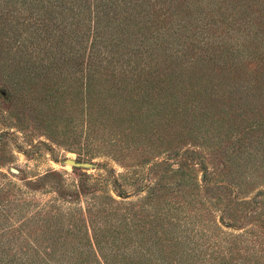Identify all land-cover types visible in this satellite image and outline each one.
<instances>
[{
    "label": "rangeland",
    "instance_id": "374dc122",
    "mask_svg": "<svg viewBox=\"0 0 264 264\" xmlns=\"http://www.w3.org/2000/svg\"><path fill=\"white\" fill-rule=\"evenodd\" d=\"M248 8L264 0H0V240L60 199L54 181L136 211L159 183L154 205L192 223V264H223V238L236 242L228 264H254L264 114L244 102L259 74Z\"/></svg>",
    "mask_w": 264,
    "mask_h": 264
},
{
    "label": "trees",
    "instance_id": "16d2710c",
    "mask_svg": "<svg viewBox=\"0 0 264 264\" xmlns=\"http://www.w3.org/2000/svg\"><path fill=\"white\" fill-rule=\"evenodd\" d=\"M254 11L248 8L244 12L252 18L251 21L253 20L252 24H249L251 30H258L255 39L252 41L245 39L244 48L249 54L247 57L257 59L255 64L259 73L256 80L258 87L255 95L243 94L246 104H252L250 99L253 96L256 98L255 103L261 107L256 115H260L262 112L264 114V29L261 28L264 27V8ZM137 74L145 75L147 72L142 68ZM94 78L90 77L89 82L94 81ZM71 81L73 84L67 86L75 90L77 79L73 78ZM89 82L83 85L85 90L82 91H85V96L86 92L88 93L87 100L90 102L94 98L90 97L92 84ZM103 83L109 84L108 81ZM103 83L101 87L112 93L113 90L106 88ZM114 96L121 97L118 93ZM124 101L130 103L127 97ZM122 105L126 107V104ZM128 109H132V106ZM115 113L117 114L116 111ZM259 117L263 121V117ZM128 174L134 177L133 171ZM113 183L116 184L117 181L114 180ZM54 184L58 189L57 197L60 199L54 198L44 207L36 208L34 215L18 228L14 240H0V247H8L6 251L12 252L10 255L0 252V264H192L198 257L197 255L195 257L190 248L191 245H195L192 242L193 237L185 234L192 223H181L178 218L182 211H177L174 217L172 214L176 208L165 209V205H154L152 197L162 187L159 183L157 187L145 185L143 191L140 190L147 195L140 201L137 211L132 206L129 208L120 206L105 192L97 195V192L85 188V192L70 194L64 191L61 180L54 181ZM83 197L89 198L84 204H80ZM24 209L26 208L23 206L18 209L17 215L24 213L26 211ZM214 228L217 230L219 227L215 225ZM177 229L182 233V237L175 238L172 235ZM196 233L202 242L204 238L200 235L203 232ZM256 243L252 244L251 249L256 252L253 255V258H256L254 264H264V241L262 238H256ZM235 245L236 242L233 240L223 238V257H220L223 264H228L232 259L231 248ZM12 247L15 249H10ZM208 255L207 258H212L214 262L218 260V257ZM240 261L237 264H251Z\"/></svg>",
    "mask_w": 264,
    "mask_h": 264
},
{
    "label": "water",
    "instance_id": "95a60500",
    "mask_svg": "<svg viewBox=\"0 0 264 264\" xmlns=\"http://www.w3.org/2000/svg\"><path fill=\"white\" fill-rule=\"evenodd\" d=\"M66 163H67L68 165H71V166H77V164H76L74 161H72V160H67ZM83 166H84L85 168H88L90 165H89V164H83Z\"/></svg>",
    "mask_w": 264,
    "mask_h": 264
}]
</instances>
